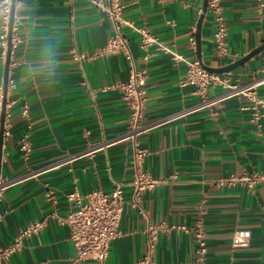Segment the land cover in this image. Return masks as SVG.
<instances>
[{
  "label": "crops",
  "instance_id": "0c3cea01",
  "mask_svg": "<svg viewBox=\"0 0 264 264\" xmlns=\"http://www.w3.org/2000/svg\"><path fill=\"white\" fill-rule=\"evenodd\" d=\"M136 64L147 71L143 168L158 179L130 203L133 142L110 141L129 128V109L119 88L128 63L119 53L94 54L107 41L111 23L89 0H16L17 42L8 68L9 116L0 146V248L30 223L44 221L1 264H71L75 247L64 221L76 206L68 194L124 186L119 233L104 264H135L147 253L149 222L164 224L152 251L154 264H190L196 250L192 227L206 229L204 264H264V183L221 185L231 174L264 173V108L254 117L252 97L264 99V48L226 71L242 88L201 105L191 84H182L187 61L198 58L195 33L204 0H121ZM227 53L214 44V19L201 25V60L219 67L264 43V7L257 0H222ZM158 36L145 58L137 28ZM2 28L0 18V40ZM86 54L75 59L73 50ZM0 46V86L6 54ZM199 59V58H198ZM225 91L211 85L207 98ZM27 107V114L23 109ZM24 141L28 149L22 148ZM185 226L187 229L181 228ZM248 229L245 246L232 244ZM82 264H100L88 260Z\"/></svg>",
  "mask_w": 264,
  "mask_h": 264
},
{
  "label": "built area",
  "instance_id": "2783aa9c",
  "mask_svg": "<svg viewBox=\"0 0 264 264\" xmlns=\"http://www.w3.org/2000/svg\"><path fill=\"white\" fill-rule=\"evenodd\" d=\"M92 4L103 10L110 23L111 33L106 43L99 48L94 54H110L119 53L124 56L128 63V77L126 80L108 84L103 90L110 88H119L121 90L122 99L129 109V128L128 130L110 141L130 139L133 142V174L130 182V203L133 207L142 208L143 194L147 190H152L158 183V179L152 176L143 168L144 159L147 156V150L140 145V136L147 130L152 123L144 122V109L147 100L146 77L147 71L138 67L134 55L131 50L129 38L124 33V26H133V22L123 18L122 11L124 4L121 0H89ZM16 3V0H15ZM258 8L264 7V0H257ZM208 10L214 19V44L216 52L219 55L227 53V30L228 24L223 13L222 0H208ZM12 11V0H0V18H1V40L3 55L6 54L8 48L9 23ZM15 17V14H14ZM17 24L15 20L12 25L11 34V50L17 42L16 30ZM139 32V46L145 51V58L148 57L149 48L158 43V36L154 35L146 27L137 28ZM195 44V39L192 38ZM73 57L77 60L87 58L84 53L73 50ZM9 84V82H8ZM182 84H191L195 87V92L202 97L199 105L209 100L218 99L220 97L231 94L234 90L242 87L231 84L226 72H215L207 70L198 58L187 61L185 78ZM222 85L225 91L212 98H207V91L211 85ZM255 112L254 117H258L259 110L264 108V99L257 96L252 97ZM3 88L0 86V116L2 111ZM27 107L23 109V113L27 114ZM9 116L8 104L6 101L5 120ZM4 120V132L5 129ZM27 141H24L22 148L28 149ZM242 182L249 189L258 183H264L263 172H244L241 175L231 174L221 180V185H234ZM2 182H0L1 186ZM68 198L74 200L76 206L64 218V221L70 227V238L75 247V254L71 258V264H82L88 260L98 261L104 264L110 251L112 240L119 233V226L122 219L125 194L122 183H117L111 192H105L96 188L85 194L79 190H74L68 194ZM44 224V221H35L21 230L13 239L11 244L0 248V264L6 261L9 256L18 250L24 241V238L38 231ZM181 228L187 229L185 226ZM167 228L164 224H156L149 222L147 226L148 243L147 253L143 255L135 264H154L152 259V251L154 249L158 233L161 229ZM196 241L195 255L190 264H204L208 251L206 242V229L201 220L191 228ZM251 232L248 229H237L233 233L232 244L235 247L245 246L249 243Z\"/></svg>",
  "mask_w": 264,
  "mask_h": 264
},
{
  "label": "water",
  "instance_id": "95a60500",
  "mask_svg": "<svg viewBox=\"0 0 264 264\" xmlns=\"http://www.w3.org/2000/svg\"><path fill=\"white\" fill-rule=\"evenodd\" d=\"M208 9V0H204L202 11L200 14V17L197 22V28H196V50L198 54L199 61L202 63V65L210 71H215V72H226V71H231L238 67L239 65H242L245 63L249 58L253 57L257 53H259L263 48H264V43L257 46L253 50H251L249 53L246 55L242 56L241 58L235 60L232 63H229L227 65L219 66V67H212L204 64L201 60V25L203 18L207 12ZM14 14H15V0H12V11H11V18H10V23H9V35H8V48L6 52V78L4 82V87H3V101H2V111H1V116H0V146L2 144V138H3V132H4V120H5V111H6V101H7V89H8V68H9V63H10V57H11V34H12V25L14 21Z\"/></svg>",
  "mask_w": 264,
  "mask_h": 264
}]
</instances>
